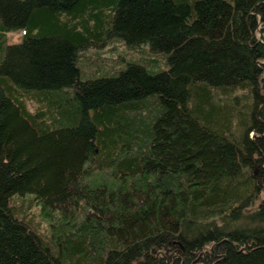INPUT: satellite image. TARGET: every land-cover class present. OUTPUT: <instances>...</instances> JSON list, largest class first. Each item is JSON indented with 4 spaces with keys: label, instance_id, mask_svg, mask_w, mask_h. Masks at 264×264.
Returning a JSON list of instances; mask_svg holds the SVG:
<instances>
[{
    "label": "trees",
    "instance_id": "trees-1",
    "mask_svg": "<svg viewBox=\"0 0 264 264\" xmlns=\"http://www.w3.org/2000/svg\"><path fill=\"white\" fill-rule=\"evenodd\" d=\"M0 264H264V0H0Z\"/></svg>",
    "mask_w": 264,
    "mask_h": 264
},
{
    "label": "rangeland",
    "instance_id": "rangeland-1",
    "mask_svg": "<svg viewBox=\"0 0 264 264\" xmlns=\"http://www.w3.org/2000/svg\"><path fill=\"white\" fill-rule=\"evenodd\" d=\"M6 37L9 42H20L23 39V34L21 30H12V31L6 32ZM111 46H112L111 43H109L104 48L100 47L99 50L102 52V55L108 56L111 53L109 49L111 48ZM119 46H120V50H122L124 47L122 44H120ZM28 103L32 109H35L36 104H37L36 102L31 100V101H28Z\"/></svg>",
    "mask_w": 264,
    "mask_h": 264
}]
</instances>
